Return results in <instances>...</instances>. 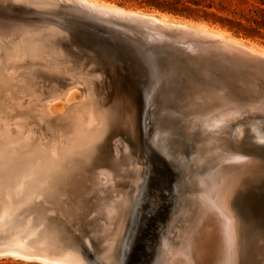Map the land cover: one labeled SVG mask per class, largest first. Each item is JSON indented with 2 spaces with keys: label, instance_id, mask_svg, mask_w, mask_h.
Returning <instances> with one entry per match:
<instances>
[{
  "label": "bare ground",
  "instance_id": "obj_1",
  "mask_svg": "<svg viewBox=\"0 0 264 264\" xmlns=\"http://www.w3.org/2000/svg\"><path fill=\"white\" fill-rule=\"evenodd\" d=\"M28 1L30 0H0V52H2L0 62L7 56H16L20 59L29 57V60L38 62L39 74L43 78L47 75L48 78L56 79L58 86L53 87V83H51L50 97L48 99L46 96V99L39 98L37 102L31 104V100L36 95L34 88L36 90L38 86L33 87L32 85V89L25 86L22 89L18 84L16 87H20L19 93H23L24 97L21 100V97L19 99L17 96L18 88L13 90L12 83H10V79L16 77L14 76L16 71L8 69L7 71L11 72L6 74L2 72L4 76L0 78V80L2 79L0 81V122L3 120L6 124L10 112L17 120L15 123L19 122L20 125L28 121L39 122V124L48 123L50 117L56 115L58 117L56 120L68 121V127L56 129L57 136L48 139L44 144L45 147L41 146L42 149L36 153L48 152V156L37 157L33 160H27L26 157L18 158L14 163L9 161L12 164L9 165V168L7 159L9 160L11 156L6 158L7 152L3 148V152L0 149V258L5 256L39 264H88L80 256L78 249L70 250V246L68 247L64 243V235L56 224L64 216L53 218L46 213L44 208L40 209L43 207L42 205L32 203V195L36 191L47 192L49 198L54 201L59 200L60 208L64 212L71 209L72 203H76L77 209H80L82 203L78 198H82V194H92V198L106 199L108 202H104L102 209L104 217L101 220L105 222V224L103 223L104 227L106 225L109 227L113 221L118 222L112 236V245L116 242L119 244V238L122 239V233L127 227V219L123 212L129 206L130 200L124 192L122 176L115 169L119 167L118 170H120L123 167L113 166L126 161L130 163L129 154L133 148L130 139L137 132L140 108L135 96L138 89L130 84L127 88L121 87L120 83L110 86L108 75L96 67L77 71L78 73H75V70L73 73L64 72L65 79H59L63 73L58 71L60 69L57 58L59 52L57 51L65 50V48L61 49V45L45 44L52 35H61L64 30L71 28L85 29L86 31L78 30V33L81 34L99 36V32H101L99 26H101L109 32V36L111 34L116 42L123 43L124 46L130 45L141 54L142 62L137 65L140 67L138 70L143 72V76L139 79L149 80L152 85L151 93L148 97L146 96L147 98L145 97L144 112L142 109L144 128L148 126V117L152 115L151 109L157 106V101L162 97L166 105L163 110H166L167 114L171 112L178 116L191 131V136L201 138L195 156L205 165L202 170H198L199 172L196 170L194 181L186 183L187 196L183 202L185 207L182 209L181 216L178 217L180 224L176 236L172 242L166 244V255H160L158 260L140 255V250L144 246L142 243H137L135 248H137L138 254L135 262L137 264H248L243 254H245L246 227L248 226L245 222L249 223V220L244 219L245 221H243L240 218L243 212H240L238 207L249 206L253 217L256 218L255 221L262 227L264 212L259 215L261 210L257 212L258 210L248 197H243L249 188L264 182V163L252 158L257 155H253L252 149L248 148L249 143L247 145L249 138L255 141L261 136L264 137L262 135L264 133L262 131V129L264 130L262 127V123H264V50L249 46L217 30L173 21L141 11L127 10L97 0H46L47 8L52 6L54 10L46 9V6L44 8L42 5V8L45 9L44 13H37L35 16L29 15L31 18L25 17L22 20L13 19L15 16L7 14L14 11L12 6L28 7L32 0L29 3ZM33 5L32 3V7ZM33 8L41 7L37 5ZM60 10H66L72 14L61 18ZM34 18L43 21L38 19L37 22ZM64 19L70 22L67 26L64 24ZM87 29L92 32L88 33ZM44 32L49 35H43ZM131 35L140 37L145 41L144 43L149 42L151 45L153 43L154 46L155 44L162 45L163 52L160 51L161 49H156V53L142 51V48L140 49L130 41ZM165 42H172L174 45L164 46ZM83 44L82 41L79 44V42L73 43L71 40L66 49L67 55L74 54L73 49L82 52L84 48H87ZM47 48L56 50L54 56L49 55L52 52H47L45 50ZM153 49L155 48L153 47ZM142 64L144 67H141ZM11 69L14 68L11 67ZM4 70L6 69L4 68ZM37 75L35 73L36 77L39 76ZM24 80L21 81L22 84L25 83ZM140 80H137L138 84ZM12 81L14 82V80ZM40 90L42 89H39V92ZM11 115L10 117H12ZM18 124L14 126L18 128ZM180 124L182 123L180 122ZM252 124L257 129L251 131ZM152 125L156 124L152 123ZM11 127L13 126L10 125V130ZM16 128L13 130L19 131V128ZM42 129L44 130L43 127ZM49 129L47 128V130ZM122 130L127 132L128 139L124 140L119 134L112 136L109 134ZM153 130L155 131V129ZM173 130L176 131V129ZM4 132L0 133L4 135ZM254 133L257 134L256 138ZM22 134H24L23 131ZM29 134H31L29 135L32 136L31 138L35 135L34 132L33 135ZM40 135L42 136V134ZM6 136L8 140H13L9 139V135ZM20 138L14 140L17 141V147L24 146H21L24 142L29 143L28 135L23 139L28 141L20 142ZM0 139L2 138L0 137ZM5 139L3 137V140ZM154 140L156 139L154 138ZM16 143L14 142L15 146ZM19 148L16 149L19 150ZM22 151L21 149V153ZM27 151L31 153L30 150L27 149ZM16 152L20 153L15 150ZM25 153L23 154L25 155ZM32 153L34 154V152ZM65 156L70 157L69 161L65 162ZM34 160L35 163L32 162ZM83 161L89 162L90 167L86 169L82 167L83 165L77 166L79 162ZM6 162L8 164H4ZM182 164L184 167V162ZM5 165L9 172L4 171ZM21 165L26 167V171L20 172L19 175L22 178H18L15 171ZM133 166L138 168L137 163H134ZM128 168L125 169L128 170ZM185 171L188 172L187 169ZM131 177L133 179L132 174ZM159 198L160 196L156 195V201H159ZM72 199L73 202H70ZM23 206H26L23 211L27 216L30 212L26 211L39 209L40 212L33 219L32 224L17 225L14 223L18 217H15L16 212ZM31 215L33 214H30V217H32ZM90 215L92 216L94 213ZM98 215L100 214L98 213ZM26 218L24 217V220L28 219ZM37 221L40 223L37 224ZM262 234L263 232L261 236ZM49 240L53 241L51 244L55 245L57 249L64 251L51 249ZM107 240L110 243V237ZM257 242H262L261 237L257 239ZM129 259V257H121L122 264H128Z\"/></svg>",
  "mask_w": 264,
  "mask_h": 264
},
{
  "label": "rangeland",
  "instance_id": "obj_2",
  "mask_svg": "<svg viewBox=\"0 0 264 264\" xmlns=\"http://www.w3.org/2000/svg\"><path fill=\"white\" fill-rule=\"evenodd\" d=\"M30 1H28V3ZM47 1L46 0H42V1L32 0L29 3L28 7L27 6H21V7L12 6L14 11L11 13H7V14L12 17L15 16L13 17V19L22 20L25 17L31 18L29 15L35 16L37 13H40V14L44 13L43 10L45 9L42 8L43 7L42 5H44V8L46 6V9L49 8V9L54 10L52 6H48L47 8V5L45 4V2ZM97 1H104L109 4H114L118 7H121L127 10L130 9V10L141 11V12H145L149 14H154L157 17H166L169 20L179 21V22H183L186 24H193V25H198L201 27H206L208 29L217 30V31L222 32L224 35L230 36L231 38L241 41L249 46H253L254 48L264 50V0H97ZM32 3L34 4L33 7L38 5V7H41V8H37V9L33 8ZM60 13H61V16H60L61 18L68 17L72 14L66 10H62ZM38 19L39 18H34V20L37 22L39 20L43 21L42 19H39V20ZM68 23L70 22L69 21L67 22V20L64 21V24L66 26ZM78 30L84 31L85 29H77V28L76 30L75 28L67 29V30H64V32L61 35H56V36L52 35V37L48 38L47 43L45 42L46 45L48 44L49 45L52 44L56 46L61 45V49L62 47L63 49L65 48V50L57 51L59 52L58 54L56 53L57 58L59 60V69H60L58 71L61 74L63 73L62 76L59 77V79H62V78L65 79L64 75L66 74H64V72L67 73L69 71V73H73L75 70V73H76L77 71L80 72V71L89 70V69L96 67L98 69L103 70V72H105L108 75L110 86H113L114 83H118V84L120 83L121 87L127 88L128 84H130L133 87L135 86V89L136 88L138 89V92L136 91L135 96H136L137 102H139L140 108L138 110L139 114H138V120H137V132L136 134H133L130 139V141H132V144H133V148L131 149V152L129 154L131 164L126 161V162L120 163L118 165L116 164L113 166V167L115 166L117 167L120 165V167H123V168H120V170H118L119 167L115 169H117L119 174L122 176V185L124 187V192L125 194H127L126 197H128V199L130 200L129 202L130 207L129 206H128L129 208L127 207L126 209L127 212L126 211L123 212L125 219H127V224H126L127 227L122 233V236H121L122 239L119 238V241H120L118 242L119 244H117L116 242L114 243V245H112L111 244L112 236L115 232L118 222L113 221L109 225V227L108 225H106V227L108 228L104 227L105 222L101 220L102 217H104L102 209L104 208L103 207L104 202H106L107 200L106 199L102 200L101 198H95V197L92 198L93 197L92 194H88V195L82 194V198H78L79 201L82 203V207L80 209H77L76 203H72V204L70 203L71 206H74V207L70 206L71 209L68 208L69 210L67 212H64L62 208H60L61 202L59 200L54 201L51 198H49L48 197L49 194L47 192L36 191L32 195L33 197L31 201H33L32 203L34 205H39V206L42 205L43 207H40V209L44 208V210H46V213L48 215H51L53 218H57V216L59 217L64 216L63 218H61L60 221L57 219L58 221L56 222L57 228L61 229L64 235V243H66L68 247L70 246L69 248L70 250L78 249L77 251H79L80 256H82V258H84L88 264H101V263L102 264H122L121 257H129L130 259L129 261H127L128 264H137L135 262V259L137 258L136 255L138 254V250L135 247H137V245L140 243H142L144 246L140 250V253H141L140 255L149 257L154 260H158L157 259L158 257L166 255V252H165L166 244L168 242H172L179 228L180 220L178 219V217L181 216L182 209L185 207L183 202H184L185 197L187 196L186 195L187 194V189H186L187 184L186 183L194 181L193 177L196 175V170L197 171L202 170V167L204 168L205 166L203 163L200 162V160H197L195 156L197 149L199 148L201 138L200 137L196 138V137L191 136L190 135L191 131L187 129L186 125L182 122V120L178 116L173 115V113L171 114V112L170 113L168 112L167 114V111L163 110L166 105L164 104L162 97H160L161 99L157 101V106L152 108V109L156 108L154 109L155 112L154 110L151 109L152 115L148 117V121H147L148 126L147 128H144V125L142 123V118L144 115L143 105L145 103L146 98L151 93L152 85L150 84L149 80L139 79L141 76H143V72H140L141 70H138L140 69V67H138L137 65V64L140 65V63L142 62L141 54L138 52V50H136V48L130 45L124 46L125 44L116 42L111 37V34L109 36L108 34L109 32L106 29L102 28L101 26H99V30H101V32H99V36L81 34V33H78ZM87 32L91 33L92 30L87 29ZM46 34L49 35L48 33H45V32L43 33V35H46ZM139 38L134 35H131L130 41L133 44H135V46L139 47L140 49L142 48L141 49L142 51L156 53L157 52L156 49H161L162 47V45H158V44H155L154 46L153 43L152 45L151 43L149 44V42L144 43L145 41ZM71 40L73 43L79 42V44L82 41V44L84 43L83 45H85V47L87 48H84L82 52H79L76 49H73L74 54L67 55L66 49L68 48V44L71 43ZM166 43L168 42H165V44L163 45L164 46L174 45V43L172 42L168 44ZM152 46L155 49H153ZM45 50L47 52H52V54H49L52 56H54V52L56 51L55 49L53 50V48H47ZM160 51L163 52L162 49ZM160 51L158 50V52ZM132 54L134 57L132 56ZM0 55H2V52H0ZM28 58L29 57H26L25 59H20L16 56H10V57L7 56L3 61L0 62V71H1L0 78L4 76L3 74L11 72V71H7L8 69L12 71L14 70V72L16 71L15 72L16 75L14 74V76L16 77H13L14 79L12 78L14 82L10 79V83H12L11 85L13 87L12 88L13 90H16L15 88H18L16 87L18 84H19L18 86H21L22 89L25 86L31 89H32V85L33 87L38 86L37 87L38 89L36 88L35 90L34 88V92H36V95H34L35 97H33V99H35V101H33L32 99L30 102L31 104H33L34 102H37L39 98L44 99L46 96V98L48 99L52 91L51 83H53V87L58 86V84H56L58 83V81L56 82V79H53L52 77H49L50 78L49 79L47 75L46 77L44 76L43 78L39 74V71H38L39 70L38 62H36V60H34L33 62L29 60ZM132 59L134 62L132 61ZM81 62L82 64H80ZM88 64L91 66H89ZM11 67L14 69H11ZM141 67H144L143 64L141 65ZM4 68L6 70H4ZM63 68H67V69L64 70ZM35 73L38 74L39 76L37 75L38 77H36ZM17 76L19 77V79ZM23 80L25 83L27 84L29 83L28 84L29 86L25 83L22 84ZM137 80H140L141 83L139 82L138 84ZM20 82L22 85L20 84ZM35 82H36V85H34ZM45 88H47L46 91H44ZM18 89H17L18 93L17 91H14V92H16L19 99L21 97V100H22L24 99L23 93L20 92L21 93L20 94L19 93L20 89L19 90ZM39 89H42V90H40L39 92ZM145 89H148V90H145ZM48 94L49 96H47ZM142 109H143V112H142ZM10 113H8L7 117L9 118L7 119H10V118L11 119L10 120L6 119L7 121L6 124H5V121L3 120H1L0 122V127L2 128V129L0 128V132L3 133L4 131L2 130H6L4 132V135L0 133L1 134L0 137L2 138L0 139L1 141L0 149L3 148L5 149L4 151L8 153V155L6 153V158L8 156H11L9 160L7 159L8 163L9 161H11V163H14L16 160H18V158L26 157L25 159L27 160H30V159L33 160L34 158H37V157L48 156L49 155L48 152L41 153V154H36V153L38 150H41L43 146L45 147L44 144L47 143L48 139L57 136L56 129H65L68 127V121L66 120L58 121L56 120L58 119L56 115L54 116L52 115L50 117V122L48 123L42 122L39 124V122L31 123L32 121H28L27 123L25 122L26 124L20 122L22 124L20 125L18 124L19 122L15 123L17 122V120ZM10 115L13 118L10 117ZM152 119L153 120L155 119V120L153 121ZM151 122L156 125L155 126L152 125ZM180 122L182 124H180ZM15 124L16 126L17 124L20 126V127L18 126L19 131L17 132L13 130L16 128V126H14ZM48 124L51 126L49 127ZM3 125L5 127L7 126V128H4ZM10 125L13 126L11 127L12 128L11 130L9 129ZM42 127L44 128V130L42 129ZM159 127L161 128V130L159 129ZM262 127H264V123H262ZM32 128L34 129V131ZM47 128L48 129L50 128V129L47 130ZM7 129H8V132H7ZM24 129L26 131L28 129L27 133H25L26 131ZM153 129H155L156 132ZM173 129H176V131ZM254 129H257V127L253 126L252 124V126H250V130L253 131ZM22 131L24 132V134H22ZM122 131H117L113 133L110 132L109 134H111V136L115 134H119L120 137L123 138L124 140L128 139L129 135L127 134V132L124 130ZM172 131H173V135H172ZM262 131L264 130L262 129ZM15 132L17 133V135ZM33 132L35 133V135H33ZM29 133H32L33 138L34 136L35 138L34 139L31 138L32 136L30 137L29 135L31 134ZM19 134H22L25 136L28 135L29 141L23 140L25 136L21 137L22 135L20 136ZM40 134H42V136ZM49 134H52V135H49ZM6 135H9L10 136L9 139L11 138L13 140H8V137ZM262 135L264 136V133ZM256 136L257 134L254 133L255 138ZM3 137L4 139L7 137V140L6 139L3 140ZM43 137H44V140H42ZM18 138H20L19 139L21 140L20 142L22 141L29 142V143L24 142L25 144L24 143L21 144V146L24 145L22 146L24 149L21 146H20L21 148L17 147V143H16L17 141H14V140H17ZM154 138L156 140H154ZM261 138L263 140H259ZM261 138H258V140L256 139L255 141L249 138L247 139V145L249 143L248 148L252 149L253 155L255 154L257 155V156H252V158L254 157L255 159H258L264 163V137L261 136ZM38 140L40 143L38 142ZM13 141L16 143V146ZM5 143H6V146L4 147ZM7 143H10V144H7ZM27 146L28 148H26ZM15 147L19 148V150L16 149ZM3 149L1 150L2 152H3ZM21 149L23 150L22 153H21ZM27 149L30 150L31 153H29ZM15 150L20 151V153L19 152L15 153ZM25 152H28V153H25ZM32 152H34V154ZM23 153H25V155ZM26 155L30 157H27ZM167 155L170 157H168ZM65 158H66L65 159V162H66L67 160L69 161L68 158L70 157L65 156ZM7 162L4 164H8ZM32 162L35 163L36 161L34 160ZM183 162H184V167L182 164ZM11 163L8 164V167L9 165L10 166L12 165ZM132 163L133 164L137 163L138 168L136 169ZM81 165H83L82 167L86 169L87 167L88 168L90 167L89 162L87 163L85 161H83L82 163L79 162L77 166L80 167ZM66 166L69 167V165H66ZM8 167L7 165H5L4 167L5 170L4 169L3 170L5 172H9V169H7ZM23 168H24V165H21L19 169L15 171L18 174L17 175L18 178H22V176L19 175L20 172L23 173L26 171V167L24 169ZM125 168H128V170ZM184 168L187 169L188 171L187 173ZM188 169H191V170H188ZM121 170H124L125 172H122ZM129 170H131L132 172ZM131 174L133 176V179L131 177ZM126 181L130 183L127 184ZM149 188H152V189H149ZM156 195L160 196L159 201H156ZM245 197H248V199L252 202L254 207L258 210L257 212L261 210L259 212V215H261V213L264 212V182L256 187L249 188L246 191L243 198ZM94 200H97V201H94ZM70 202H73V199ZM94 206H97V207H94ZM25 207L26 206H23L16 212L17 215H15V217L17 216L18 217L16 218V221L14 222L15 224L17 225L22 224V223L32 224L33 219H35L36 216H38V213L40 212L39 209H37V211L36 209L35 210L31 209L32 212L31 210L26 211V212H30V214H33L31 215L32 217H30L29 213H27L29 214V216H27L25 211H23ZM98 207L101 209H99ZM180 207H181V210H180ZM95 208L96 209L98 208L99 210L97 209V211H95L96 210ZM238 209L240 212H243V215L241 214L240 218H242L243 221L249 220V223H247V221L245 222L248 226L246 227L247 239L245 240V247H244L245 254H243V257L248 264H264V219L262 221V227H260V225L255 221L256 218L253 217L249 206L243 205V206L238 207ZM91 213H94L95 216L92 215L93 216L92 217L90 215ZM98 213L100 215H98ZM22 216H24L25 218L27 217L28 219L26 218L27 220H24V217ZM38 223L40 222L37 221V224ZM112 225L114 228L112 227ZM262 232L263 234L261 236ZM107 235L108 237H110V240H109L110 243L107 240L108 239ZM104 237L107 239L105 240ZM260 237H261L262 242L258 243L257 239H259ZM49 243H50L49 246L51 245L50 246L51 249L64 251L61 249H57L55 245L51 244L53 243L52 240H49ZM107 248L108 249L110 248V251H108ZM4 257L5 256H2V258H0V264H39V263L25 262V261L17 260V259L10 258V257L9 258L8 257L4 258Z\"/></svg>",
  "mask_w": 264,
  "mask_h": 264
}]
</instances>
